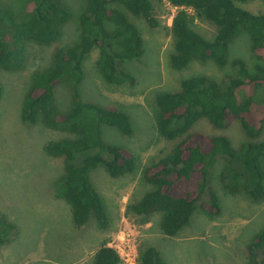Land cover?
Instances as JSON below:
<instances>
[{
	"label": "trees",
	"instance_id": "1",
	"mask_svg": "<svg viewBox=\"0 0 264 264\" xmlns=\"http://www.w3.org/2000/svg\"><path fill=\"white\" fill-rule=\"evenodd\" d=\"M83 1L77 41L57 47L49 65L32 75L20 118L25 124H41L65 135L43 146L48 157L62 159L63 173L53 184L54 195L69 206L75 227L94 220L105 231L109 218L91 173L102 168L112 179L131 175L136 170V158L125 148L106 142L102 126L123 136H130L133 128L122 110L83 100L80 85L84 62L96 51L94 65L106 84L134 85V77L120 64L139 60L144 54V41L126 13L142 18L151 28L158 22L149 0ZM167 1L177 9L171 22V68L180 71L192 61L210 60L218 67L229 63L238 75L228 78L224 86L205 76L191 77L180 82L179 90L155 97L156 132L174 145L169 153L144 166L141 180L151 190L128 210L143 222L159 216L161 234L172 238L189 225L198 208L208 217L221 212L210 187V172L218 160L224 161L219 182L225 192L264 202V141H258L264 134V101L256 98L264 88V65H255L251 72L241 59L229 62V46L243 33L249 38L253 58L264 62V13L254 14L237 5L255 0ZM70 16L58 0H28L19 16L0 6V69L21 70L28 43L51 46L59 42ZM197 19L215 25L211 40L195 30ZM61 84L69 92L70 107L64 112L58 110L55 98ZM2 95L0 85V99ZM201 119L217 129H223L228 120L236 121L249 141L234 149L225 136L193 131ZM205 195L208 202L203 204ZM15 231V224L0 212V246L8 243ZM246 252L245 264H264V229L253 237ZM92 263L121 264V260L118 252L104 243L94 253ZM136 264L165 262L155 247L144 246L138 251Z\"/></svg>",
	"mask_w": 264,
	"mask_h": 264
},
{
	"label": "rangeland",
	"instance_id": "2",
	"mask_svg": "<svg viewBox=\"0 0 264 264\" xmlns=\"http://www.w3.org/2000/svg\"><path fill=\"white\" fill-rule=\"evenodd\" d=\"M28 0H0V6L23 15ZM70 12V19L62 30L59 42L51 46L26 44V63L19 71L0 69V212L16 226L8 243L0 246V264H93L92 257L104 243L120 255H138L144 246L155 247L165 264H245L247 246L264 229V202H254L244 194L232 196L222 189L219 176L224 166L218 160L210 172V187L215 192L221 212L208 217L198 208L175 237H166L159 229V216L146 222L129 212L128 206L151 190L141 180V171L148 163L169 153L174 143L159 137L155 129V97L159 93L179 90L182 80L205 76L224 86L227 79L237 77L228 63L218 67L210 60L192 61L183 70L170 66L173 53L171 22L177 9L167 0H149L153 16L158 22L149 27L140 17L128 12V19L139 29L144 54L137 61L124 62L120 68L130 73L134 85L106 84L95 68L97 52L92 51L84 62V79L80 85L83 100L122 110L133 128L130 136L102 126V138L125 148L136 158V170L118 179L110 178L102 168L91 173L94 188L99 193L108 218L109 228H98L94 220L84 227H75L69 206L57 199L53 192L55 180L63 173L61 158H50L43 146L65 137L41 124L29 125L21 121L20 111L32 75L47 67L57 47L77 41L78 16L85 8L83 0H58ZM254 14L264 13V0L238 3ZM123 10V8H121ZM194 28L207 40L215 33L214 24L197 19ZM243 60L249 71L257 64L249 50V38L243 33L229 46V62ZM57 108L69 109V92L65 84L55 90ZM264 101V88L257 93ZM193 131L205 135H222L238 149L249 141L236 121L228 120L217 129L201 119ZM264 141V134L258 139ZM208 202L205 195L203 204ZM121 264H125L121 261Z\"/></svg>",
	"mask_w": 264,
	"mask_h": 264
},
{
	"label": "built area",
	"instance_id": "3",
	"mask_svg": "<svg viewBox=\"0 0 264 264\" xmlns=\"http://www.w3.org/2000/svg\"><path fill=\"white\" fill-rule=\"evenodd\" d=\"M119 257H120V260L123 261L125 264H136L137 263V256L132 257L128 254L125 256H122L119 254Z\"/></svg>",
	"mask_w": 264,
	"mask_h": 264
}]
</instances>
